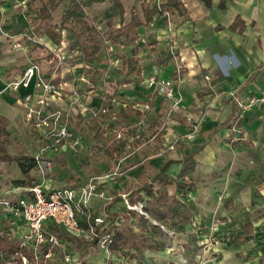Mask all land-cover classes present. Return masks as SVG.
I'll return each instance as SVG.
<instances>
[{
  "label": "crops",
  "instance_id": "1",
  "mask_svg": "<svg viewBox=\"0 0 264 264\" xmlns=\"http://www.w3.org/2000/svg\"><path fill=\"white\" fill-rule=\"evenodd\" d=\"M18 1L0 0V116L9 120V131L18 132L23 125H32L26 120L23 99L33 89L16 92L7 85L19 80L30 65L39 64L64 93L61 99L50 102L49 110L72 109L78 120L86 121L88 131L97 132L94 141H126L130 154L144 148L147 154L140 164L156 161L154 175L169 159L173 163L166 173L173 178L184 168L185 157L191 156L195 162L194 190L179 191L169 186V193L178 196L192 213V222L181 232H175L181 249L172 253L170 247L148 252L137 264H264V103L243 110L231 100L233 91L243 99L264 96V0H212L211 7L201 0H181L182 11L155 16L152 23L138 28L139 38L131 45L105 44L93 62L84 61L81 44L69 30L63 31L60 44L45 35L36 37L33 31L36 14L29 10L28 4L22 9ZM146 1L155 5L159 0ZM68 2L61 9L64 1L53 14L52 23L59 21ZM124 2L123 13L112 0L85 3V8L99 10L113 3L117 13L106 21L105 30L101 29L106 32L109 23L115 28L127 25L133 7L140 6L134 0L128 17ZM238 17L242 24L232 30ZM17 44L20 47L15 48ZM121 45L129 49L126 59L139 60L140 76L131 73V81H125L124 55L111 59V70L122 75L119 84L115 78H107L105 91L111 95L112 109L109 116L102 115L87 125L92 120L91 114L83 115L76 108L75 92L93 109L108 107L95 96L92 76L94 79L102 76L99 67L108 62V51ZM59 55L66 59L59 62ZM115 60L119 61L118 66L114 65ZM179 61L183 68L180 74L177 73ZM176 73L179 81L174 79ZM153 76L175 81L176 95L179 92L183 98L178 107L173 109L163 95L146 85ZM117 94L121 95L117 97ZM128 105L142 115L124 119L122 114ZM72 115L64 121L78 132L72 124ZM158 117L166 131L163 135H157L161 128L153 125ZM131 123H137L142 130L125 134V130L132 129ZM147 123L150 134L143 129ZM194 126L198 129L194 138L174 149L177 138L191 132ZM118 133L123 134V139H117ZM127 185L115 187V192L123 195ZM184 194L190 198L185 199ZM124 203L118 202L117 210L113 207L112 212H119ZM0 222L10 226L1 216ZM214 223L219 226L215 236L210 231ZM11 227L17 230L19 240L28 233L24 222L18 221ZM190 243L191 249L186 250Z\"/></svg>",
  "mask_w": 264,
  "mask_h": 264
},
{
  "label": "trees",
  "instance_id": "2",
  "mask_svg": "<svg viewBox=\"0 0 264 264\" xmlns=\"http://www.w3.org/2000/svg\"><path fill=\"white\" fill-rule=\"evenodd\" d=\"M64 1L29 0V10L36 14L37 20L35 23L37 25L33 29L34 34L36 37L48 36L55 44H60L63 38V31H71L81 44L83 59L86 62L97 60L105 44L124 43L126 46L133 44L139 38L138 28L152 23L155 16H164L166 13L172 14L176 10L180 12L184 9L181 0H167L160 5H151L146 0H135L136 3H140V6L133 7L131 21L127 25L119 28H115L109 23L108 30L103 32L89 16L85 8V3L99 4L104 3L106 0H69L59 21L52 23L50 18ZM112 1L123 13V0ZM201 1L208 7L212 6V0ZM237 24H242L239 17L236 18L231 29L235 30ZM123 69L125 72L124 80L127 82L131 81V73L138 76L141 73L139 60L136 58L126 59ZM179 78L180 76L176 73L174 79L178 80ZM92 80H95L94 76H92ZM108 107L112 109L110 103H108ZM134 115L141 116L142 113L134 109L133 106L128 105L122 117L127 119ZM104 116L109 115L106 114ZM91 119V121H95L97 118L92 117ZM91 121L90 123L92 124ZM153 125L161 128V132L159 133H157V129L154 131L157 135H163L166 132L163 123L160 121V117L153 122ZM14 140L16 139L11 138V132L9 131V120L0 116V161L8 163L16 162L23 177L27 180L26 184L31 186L29 188L30 190L37 184L34 182L35 179L32 176V171H40V169L33 156L27 154L12 156L9 154L8 147ZM97 146L100 150H105L107 155L112 159H115L118 156L116 153L120 151L117 141H99ZM67 149L69 148L67 147ZM58 154H50L46 159L52 162L54 166L52 170L56 168L54 164L55 159L53 158ZM172 163V160H166L163 167L153 177L146 176L144 171H142L123 190L122 194L127 195V199L132 205H136L137 203L143 204V211L146 215H142L137 210L130 209L126 206L119 212H112V208L118 202L124 201L121 195L113 197L105 206L103 213L105 222L102 227L111 234V253L127 258L130 263H141L146 258L148 252H158L166 248L164 239H166L167 233L163 227L172 229L174 232H181L192 222L191 211L178 196L169 193V186H175L179 191L189 192L194 190L197 182V179L193 175L195 162L191 156L185 157L182 161L184 168L176 178L166 173ZM62 164L66 165V161H63ZM29 194L31 195V193L27 195ZM96 216L98 215L95 213L90 214L84 219H80L81 225L86 229L90 228L89 222L91 220L93 221ZM47 229L50 233L62 239L64 243H69L80 252L81 261L79 264H88L85 255L90 249L98 246L96 239L89 241L84 237L73 236L66 232L61 225L53 223L52 221L47 223ZM191 243L185 247L186 250L191 249ZM22 256L28 259L29 264H58L54 257L51 260H46L43 256L37 261L29 246L23 244L18 238H14L13 234L4 233L0 229V264H7L8 261L11 264H23Z\"/></svg>",
  "mask_w": 264,
  "mask_h": 264
},
{
  "label": "built area",
  "instance_id": "3",
  "mask_svg": "<svg viewBox=\"0 0 264 264\" xmlns=\"http://www.w3.org/2000/svg\"><path fill=\"white\" fill-rule=\"evenodd\" d=\"M160 1H158L157 5L161 4ZM18 4L22 9H26L28 0H19ZM35 42L39 43V40L36 39ZM18 47H20L19 44L15 45V48ZM58 59L59 62H62L66 58L63 55H59ZM118 64L119 61L115 60L114 65L118 66ZM177 64V73L180 74L182 70L180 61ZM206 79L209 80L210 78L206 77ZM146 85L149 88L156 89L159 94L163 95L171 103L173 109L179 106L181 99L176 95L175 81L153 76L148 79ZM7 87L16 92L22 88L33 89L32 92L25 95L23 102L26 109L27 122L38 129L45 139L44 146L35 156L40 173L45 176V169L50 171L53 169L52 162L46 160L50 154H58L64 147L75 149L83 143L82 137L64 121L72 109L68 111L65 109L49 110L50 102L61 99L64 93L56 85L52 77H47L43 73L39 64L30 65L19 80L9 83ZM35 94L37 95L36 97ZM231 97H234V93H231ZM74 99H76V108H79L82 113H90L93 118H99L109 113L108 107L93 109L77 91ZM234 101L240 109L246 110L263 104L264 96H252L247 99L234 97ZM145 108L149 109V105H146ZM117 139H123V134L118 133ZM127 148L131 149L129 145H127ZM118 166H120V163H118ZM104 178L102 176H92L85 184L77 188H63L52 191L50 189L46 190L42 183H37L29 190L31 195H24L18 199L0 197V216L14 226L18 221L27 225L28 233L21 238V241L32 249L37 261L43 256L46 260H51L57 255L55 249L64 244L62 239L48 231L47 223L52 221L61 225L66 232L73 236L85 238L86 235L90 240L96 239L98 248L105 251L107 258L112 261V263L105 261L104 264H131L127 258L110 252L112 237L102 227L105 217L96 216L93 221L89 222L90 228L88 229L84 228L80 222V219H84L90 214H95L92 212L93 200L96 197L105 196V190L100 188ZM126 202L128 201L126 200ZM127 207L137 210L142 215H146L143 211L142 203L127 205ZM98 228L100 229L98 230ZM163 229L169 238H174V231L167 230L164 227ZM218 230V225H213L210 228L213 236L218 233ZM13 236L17 238L18 233L16 235L14 232ZM46 247H49L48 251L42 253L41 250ZM63 259L67 264L80 263L79 258L71 252H66L63 255ZM22 262L23 264H29L28 259L24 256H22ZM132 263L137 264V262Z\"/></svg>",
  "mask_w": 264,
  "mask_h": 264
},
{
  "label": "rangeland",
  "instance_id": "4",
  "mask_svg": "<svg viewBox=\"0 0 264 264\" xmlns=\"http://www.w3.org/2000/svg\"><path fill=\"white\" fill-rule=\"evenodd\" d=\"M67 2L68 0H65V3L61 7V9L64 8ZM124 3H125L124 5L127 12V16L129 17L130 11L134 5V0H125ZM112 4L109 3V6L106 8L100 7L99 10L96 9L92 10L89 7L87 9V11L91 13L92 19L95 20L96 25L100 29L105 30L106 21H108L109 18L114 17L115 14L117 13L116 7ZM57 15H59V13ZM116 20L118 21V17H116ZM106 46H110V44H107ZM113 49L114 50L112 51L111 50L108 51L110 54L108 62L104 63L103 66L99 67L101 69L102 76L97 78L95 77L94 80L97 90L95 92L96 93L95 96L97 95L101 100L103 99L104 105H108L111 97V95L107 94L105 91L106 86H108L109 83V80H107V78L109 77L115 78L116 79L115 81L117 82L116 84H119L122 79V75H119L111 70L110 61L111 59L115 58L116 55H118L117 56L118 58H122L124 55V59H126L125 54L127 55L129 54L128 52L129 49H126L122 45L118 47H113ZM111 83L115 84V82H111ZM232 93H234V97H238L236 92L233 91ZM114 95H116V93H114ZM120 95L121 94H117V97ZM177 96L181 100L183 99L182 95L179 92ZM234 97H231V100L234 101ZM121 101L122 100L119 98L118 102ZM70 112L73 114L72 116H74L72 120V124L74 123V125H76L75 127L74 126L73 127L75 129L76 128L78 129V132L76 133L78 134L80 132V136L83 137L84 141L82 145L76 147L75 149L71 147L67 149V147H64L61 150L63 153L61 154L60 152L58 155H55L53 158L55 159L54 164L56 166L54 170L50 171L48 169H45L46 171L45 176L40 175V171L33 170L32 176L35 179L34 182L42 183L43 187L46 190L77 188L80 185L84 184L87 178L89 179L90 176L105 177L104 180H102L103 181L102 185L100 186L101 190H105V196L96 197L92 202V212L96 213L98 216L105 217L103 215L105 211V206L110 202L111 198L116 197V195L118 196L117 192H115L116 191L115 187H119L120 185L129 183V181L133 180L134 178L133 175L139 173V171H144L146 176L154 175V173L157 170V162L154 160L155 162H151V163L145 162L144 164H140L141 159L144 158V155L147 154V151L143 150L144 148H141L140 150L136 151L135 154H130V149L126 148V143H127L126 141H117L120 150L119 152L116 153V155L118 156L115 159L110 158L105 152V150H100L98 148L97 145L99 141H94V137L95 135H97V132L92 130L88 131V129L85 128L84 122L86 121H84L83 118H81V120H78L77 114L73 113V111ZM84 114L88 115V112L83 113V115ZM91 122L93 123V121ZM89 123L90 121L89 122L87 121L86 124L89 125ZM131 128L132 129L128 131L125 130L124 133L129 135L138 129L140 131L142 130L140 125H137V123H133V124L131 123ZM143 129L147 131V134H150V132H152L150 124L148 123L146 124V127L143 126ZM197 130L198 129L194 126L191 132L179 136L174 143V149L178 147H182L184 143L193 139ZM11 138L16 139L12 141L8 147V152L12 156L27 154L35 157L45 143V139L42 136L41 132L36 131L32 125H27V124L20 127V129H18V132L13 131L11 133ZM136 160H138L137 164L140 165L136 164L135 162ZM63 161H66V165L62 164ZM118 163H120V166H118ZM26 182L27 180L23 177V174L16 162L8 163V162L0 161V197L18 199L21 196L27 195L29 193V188L31 186L30 185L28 186ZM109 191H111L112 193H110ZM184 195H185L184 196L185 199L190 198L187 194ZM121 197L124 199L125 201L124 205L126 207L127 205H132V203L127 199V195H121ZM126 200L128 202H126ZM114 209L117 210V207L114 206ZM11 225L12 224H10V226H7L5 223L2 224L0 222V228L3 230L4 233L7 234L11 233L14 235L15 232L17 235V230L11 227ZM213 225H217V223H214ZM85 239H88L86 235H85ZM214 239H216V237H214ZM88 240L90 241V239ZM179 240L180 238L177 235L174 236V238H169L167 236V238L164 239L166 245L168 246V247L166 246V248L169 247L171 248L170 253H172L173 251H177V249L179 250L181 249L180 247L181 244L179 243L180 242ZM48 249L49 247H46L42 249L41 252L46 253ZM55 252L57 253V255L54 256V258H56V263L58 264H67L63 259V255L66 252H71L75 254V256L79 258V261H81L80 252H78L74 246L70 245L67 242L62 244L61 247H59L58 249H55ZM85 259L88 264H104L105 261H107L108 263H112L110 258L109 259L107 258V254L105 253V251L100 250L98 246L94 249H90L86 253ZM7 264H11V262L8 261Z\"/></svg>",
  "mask_w": 264,
  "mask_h": 264
}]
</instances>
